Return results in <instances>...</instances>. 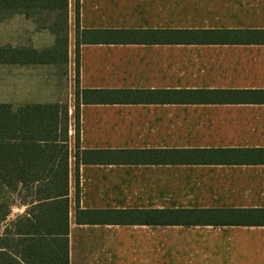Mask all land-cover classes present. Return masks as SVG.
Segmentation results:
<instances>
[{"label": "crops", "instance_id": "1", "mask_svg": "<svg viewBox=\"0 0 264 264\" xmlns=\"http://www.w3.org/2000/svg\"><path fill=\"white\" fill-rule=\"evenodd\" d=\"M68 19L72 77L76 0H69ZM78 24L82 30H264V0H79ZM39 30L35 35H44L42 44H3L52 45L54 35ZM190 36L88 33L79 46V87L264 90V40L192 42ZM0 64L8 67V83L16 89L27 84L34 67L54 65ZM88 96L79 106L81 150L264 148V102H221L216 94L207 101L198 94L185 100L155 94L139 101L116 93L105 100ZM46 102L55 101L17 90L14 101L1 103ZM68 112L69 264H264V225L213 217L187 223H78L76 101ZM115 157L80 160L81 209L264 208V162H118Z\"/></svg>", "mask_w": 264, "mask_h": 264}, {"label": "trees", "instance_id": "2", "mask_svg": "<svg viewBox=\"0 0 264 264\" xmlns=\"http://www.w3.org/2000/svg\"><path fill=\"white\" fill-rule=\"evenodd\" d=\"M69 0H0V19L14 14L35 18L49 12L47 27L54 43L43 48L0 44V63H68ZM76 221L78 223H187L191 219H213L234 224L264 225L260 209H81L79 206L80 160L172 163H258L264 162V148H190L81 150L79 106L92 99L105 100L108 93L124 99L185 100V95H215L221 102H264V90H82L79 87V46L88 33H156L192 35V42H261L264 30H85L78 24L76 0ZM133 94V95H132ZM131 95V96H130ZM145 95V96H139ZM152 96V97H150ZM134 100V99H132ZM229 100V101H225ZM69 112L59 102L0 103V264H69ZM24 208L12 216L14 206Z\"/></svg>", "mask_w": 264, "mask_h": 264}, {"label": "rangeland", "instance_id": "3", "mask_svg": "<svg viewBox=\"0 0 264 264\" xmlns=\"http://www.w3.org/2000/svg\"><path fill=\"white\" fill-rule=\"evenodd\" d=\"M35 17L37 21L35 18L28 20L23 14L18 13L9 18L0 19V44L6 43L7 40L28 45H33L37 41L38 44L44 43V35L39 39L40 34L35 35L37 34L35 29L38 31L43 29L42 33H50V30L42 27L50 25L53 14L44 12ZM33 69L34 74L27 75L28 82H30H27V84L22 83L16 89V85L13 86L8 83V67L0 64V103L7 100L14 101L18 90L21 96L26 94L39 98H50L69 109L71 101H75L76 74H72V77L70 76L68 63L65 64L63 59H60L57 65H41ZM12 94H14V97ZM23 210V207L20 208L15 205L12 210V216L23 212Z\"/></svg>", "mask_w": 264, "mask_h": 264}]
</instances>
